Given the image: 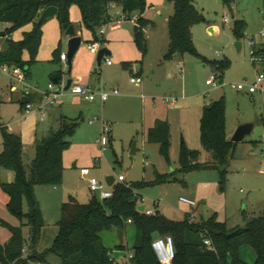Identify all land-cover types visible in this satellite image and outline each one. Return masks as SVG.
Here are the masks:
<instances>
[{
    "label": "rangeland",
    "instance_id": "1",
    "mask_svg": "<svg viewBox=\"0 0 264 264\" xmlns=\"http://www.w3.org/2000/svg\"><path fill=\"white\" fill-rule=\"evenodd\" d=\"M194 1L196 8L206 19L193 31L195 46L202 58H183L177 55L172 60H166L170 44L169 21L175 14L174 6L167 0H147L144 13H134L129 21L122 19L121 7L116 6L112 11L111 23L97 31L98 42H95L94 33L82 24L80 7L71 6L72 26L76 28L77 36L83 40L73 58L71 72L68 63L56 62L53 56L56 50L69 55L70 37L67 31L61 29L57 17L47 20L44 24V39L38 62L31 66V77H28L26 84L31 91H38L45 101L51 93L50 85L55 87V93L60 91V95L54 105L44 106L45 116L39 110V104H35L33 114L27 116L25 108L21 105L25 97L22 91L25 85L10 76L2 75L0 150H3L2 127L22 135L24 163L29 171L35 158L36 136L41 138L51 130L58 131L63 115L77 119L75 132L67 136L71 148L64 154V163L65 176L75 188L73 198L81 204L90 203L95 196L99 201H103L99 195L90 192L86 178L80 174L81 168L87 167L90 168L92 177L100 181L107 177L117 180L124 176L126 184L146 183L147 186L137 191L141 197L140 206L159 211L172 221H183L188 214L197 217L198 221L202 218L208 221L216 217L218 221L225 223L229 230H233L244 228L248 220L264 215V125L261 121L264 118V94L259 92L251 95L235 88L245 82L254 84L257 75L264 74V66L255 63V60L264 56H252V48L247 38L249 35L258 45L264 42L260 36L264 31V0H235L232 10L224 5L222 0ZM226 17L229 18L228 23L225 22ZM138 18L155 24L153 26L149 23L142 27L148 47L146 54L136 41L137 27L140 24ZM235 19L245 20L248 25L245 37L240 41L233 33ZM31 29L29 25L17 30L11 35V39L21 40L24 32ZM102 29L106 31L105 35H101ZM4 31L6 28L0 29V33ZM238 41L242 43L240 52L236 48ZM95 43L111 52L109 58L114 64L112 68H109L105 61L102 66L99 65L98 55L88 48L89 44ZM5 45L6 39H0V53ZM226 58L232 64L225 72L223 83H220L222 85L219 88L208 86L207 81L218 74V66ZM24 59L29 60L27 52ZM137 66L142 68L140 73L136 70ZM131 73L140 75L144 81L143 85L131 84ZM58 76L62 77L60 82H56ZM69 80H72L74 85L89 83L95 92L109 93L119 90L120 96L111 98L106 105H99L97 101H87L73 95L71 91H65ZM13 87L16 90H13ZM223 97L227 103L226 129L231 140L242 125L253 124L255 129L243 143L236 145L234 160L228 169L225 188L222 189L219 170L208 168L182 172L181 155L183 146L186 145L189 150L198 153L197 161L201 165L208 166L214 162L212 153L206 150L201 142L202 109H195L194 106L205 108ZM167 98H177L180 102L172 106L165 103ZM192 100L195 102L191 103ZM183 107L186 110L180 113L179 109ZM96 117L112 127L110 143L104 155L100 145L102 124H89ZM168 118L171 147L169 158H166L161 145L150 143L148 135L158 119ZM252 142H257L258 145L254 148ZM134 148L135 155L132 153ZM10 173H13V182L15 174L12 171ZM158 176H164L165 182L158 183ZM62 186L63 184L53 188L61 189ZM44 189L46 187L37 188V196L44 207L47 222L38 248L39 253L53 247L59 232L62 208V205H53L52 200L46 199L49 202L47 207L42 194ZM181 198L195 201L197 207L183 204ZM8 202V194L0 187L2 244L11 240L8 224L21 226L19 218L9 211ZM158 202L161 203L160 206L157 205ZM24 210H29L27 202ZM23 230L29 244L30 228L25 226ZM126 232L129 235L128 242L132 246L137 240V230L129 225ZM114 239L119 241L118 230L103 233L105 246L111 247ZM132 253L130 250V255ZM60 263L57 256L50 254L42 264Z\"/></svg>",
    "mask_w": 264,
    "mask_h": 264
},
{
    "label": "trees",
    "instance_id": "2",
    "mask_svg": "<svg viewBox=\"0 0 264 264\" xmlns=\"http://www.w3.org/2000/svg\"><path fill=\"white\" fill-rule=\"evenodd\" d=\"M174 6L175 14L169 21L170 44L166 60L177 55L183 58H202L194 42V28L206 21L194 0H167ZM235 0H222L232 10ZM78 5L82 13V24L91 30L98 42L97 31L111 23L112 11L121 7L124 21L147 8V0H0V24L7 26L6 45L0 53V67L21 68L30 76L31 66L38 62L41 51L44 24H39L43 12L49 7L59 9L58 20L61 29L68 31L72 26L70 8ZM140 22L136 41L146 54L148 47L142 27L153 22L138 18ZM32 25V30L25 32L22 40L11 39V35ZM247 22L235 19L233 33L240 41L245 37ZM238 41V42H239ZM29 60L24 59L25 53ZM262 55V51L258 52ZM62 52H54V60L60 61ZM104 61V60H103ZM232 62L225 59L218 66V78L223 82L226 70ZM217 66V65H216ZM141 72V71H140ZM139 72V73H140ZM62 80L58 76L57 82ZM21 101L23 108L28 103L36 102L35 96H27ZM227 103L223 97L206 106L201 118V142L212 153L214 162L208 166L198 163V153L183 146L181 155L182 172L189 173L208 168L219 170L222 177V189L225 188L230 164L235 156L236 145L227 137ZM77 120L63 117L58 131L35 143V158L28 171L24 163L23 138L2 127L3 151L0 152V168L12 171L15 180L2 183L0 187L8 194L9 211L19 218L21 226L9 225L11 240L7 244L0 242V264H42L47 255L53 254L60 259V264H116L112 254L117 250L129 251L126 244L115 249L107 248L102 239L104 232L114 230L126 233L128 226L137 230V240L132 248L131 264H159L152 244L155 239L171 236L174 239L176 259L174 264H245L240 252L243 247H250L257 256V264H264V215L251 219L246 227L229 230L225 223L213 217L210 220L195 221L187 215L183 221L169 220L159 211L154 216L141 213L139 189L146 183H116L114 197L99 201L95 196L88 204H81L71 198L62 205L59 232L53 247L39 253L43 230L46 227L44 215L36 190L38 187H58L64 182V154L70 150L71 143L67 136L73 134ZM148 141L161 145L162 153L169 158L171 147V127L167 120H158L149 131ZM164 176H158L157 182H165ZM25 202L28 212H25ZM132 221V224L129 222ZM30 228L28 244L23 228ZM210 240L213 249L205 245ZM27 251L25 256L24 251Z\"/></svg>",
    "mask_w": 264,
    "mask_h": 264
},
{
    "label": "built area",
    "instance_id": "3",
    "mask_svg": "<svg viewBox=\"0 0 264 264\" xmlns=\"http://www.w3.org/2000/svg\"><path fill=\"white\" fill-rule=\"evenodd\" d=\"M137 19V18H136ZM225 22H229V18H225ZM2 28V25L0 24V29ZM105 30H101V35H105ZM262 38H264V31L260 34ZM247 38L250 41V46L252 48L251 54L253 57L258 58V56H261L258 54V44L257 42L252 39L249 35ZM89 50L94 53V54H99L100 51L102 50L101 46L98 44H89L88 46ZM61 60L63 62H67L69 60V57L66 54L61 55ZM104 61L107 66H112L113 63L111 59L108 56H105ZM255 63L263 65L264 64V58L260 57L258 60H255ZM2 75H7L10 76L12 79L18 81L20 84L25 85L22 91L24 92L25 97L32 95V92L30 90V87L26 84L28 77L27 73L21 69V68H16V67H9V66H2L0 67V77ZM131 84L135 86H140L143 85V78L139 76H132L131 77ZM220 80L217 75L212 76L208 81L207 85L213 88H219L220 85ZM235 88L239 92H247L251 95H255L259 92L264 94V74H258L256 77V82L254 84H249L248 82L239 84L235 86ZM13 90H16L15 87H13ZM50 90L51 93L47 98V101L43 98L41 102L39 103V110L42 112V115H45L44 111V106L47 104H52L54 105L56 103V100L58 98V95H60V91H55V87L53 85H50ZM71 93L75 96H79L84 98L87 101L91 102H96L100 101L101 104H105L106 102L109 101L111 96H120L119 90H113L112 92H105V91H99L95 92L92 90V88L89 85H72L70 90ZM165 103L169 105H176L178 104V99L176 98H167L165 99ZM34 105L35 103H28L25 106L26 114L30 115L34 112ZM96 123H101L102 124V139L100 141L101 149H102V154L104 155V152L107 150L108 145L110 143V136L112 134V127L109 123L101 120L100 118H95L94 120H91L89 122L90 125H94ZM264 173V171H263ZM81 174L83 177L87 178L91 176V171L90 168H82L81 169ZM125 183L126 178L124 176H120L117 180L116 183ZM89 186H90V191L94 195H99L103 201L104 200H110L114 197V187H109L107 180H98L95 177H90L89 178ZM180 201L183 204L189 205L191 207H197V204L195 201L187 198H181ZM144 202V201H143ZM158 206L161 205L160 202L157 203ZM144 214L147 216H154L156 215L155 211L149 210L146 208ZM132 224V221L129 222ZM205 245L213 249V245L210 240L205 241ZM153 250L155 252V255L157 257V260L159 264H174V261L176 259V251H175V243L174 239L171 236H164V237H159L155 239V241L152 244ZM27 251H24L25 256L27 255ZM133 255H129V259H132Z\"/></svg>",
    "mask_w": 264,
    "mask_h": 264
},
{
    "label": "crops",
    "instance_id": "4",
    "mask_svg": "<svg viewBox=\"0 0 264 264\" xmlns=\"http://www.w3.org/2000/svg\"><path fill=\"white\" fill-rule=\"evenodd\" d=\"M119 7V6H118ZM122 10V9H121ZM31 27H32V25H30ZM248 26V25H247ZM2 28H6L7 29V26H5V25H2ZM33 28V27H32ZM32 30V29H31ZM30 30V31H31ZM194 31V30H193ZM4 32H6V31H4ZM29 32V31H28ZM25 33V32H24ZM24 35V34H23ZM261 36V35H260ZM262 38V37H261ZM1 39H3V38H1ZM6 39V38H5ZM43 39H44V37H43ZM263 40H264V38H262ZM22 40V39H21ZM18 41H20V40H18ZM42 45H43V42H42ZM41 49H42V47H41ZM258 50L259 51H262V55L261 56H264V42L262 43V45H258ZM57 51V50H56ZM40 54V53H39ZM62 54H63V52H62ZM112 55V54H111ZM110 55V56H111ZM53 56H54V53H53ZM109 57V56H108ZM60 63H68L69 64V60L67 61V62H63L62 60H61V57H60V61H59ZM104 62V61H103ZM103 62H102V64H103ZM102 64H99L100 66H102ZM114 66V64L112 65V66H108L109 68H112ZM261 66H264V64L263 65H261ZM128 69H130V67H127ZM142 70V68L139 70V72ZM138 72V73H139ZM96 73V72H95ZM132 76H135L133 73H131V77ZM139 77H141L140 75H138ZM29 77H31V72H30V76ZM56 82H57V79H56ZM143 83H144V81H143ZM223 83V82H222ZM87 85H89V83H87ZM135 86V85H134ZM99 88H101V87H99ZM99 92V91H98ZM110 92H112V91H110ZM32 96H35L36 98H37V100H36V102H34L35 104H39L40 102H41V100L43 99V96L38 92V91H36V90H34L33 92H32ZM118 96H111L110 97V99L111 98H117ZM109 99V100H110ZM177 99V98H176ZM23 100V99H22ZM180 101H179V99H178V103H179ZM195 101L194 100H192L191 101V103H194ZM96 103H98L99 105H100V101L98 100ZM107 104V102L105 103V105ZM198 107H200V109H202V113H203V110H204V107H202V106H199V105H195L194 106V108L195 109H197ZM186 109L183 107V108H181V109H179V112L180 113H182V112H184ZM33 114V113H32ZM32 114H30V115H27V116H31ZM45 116V115H44ZM64 116L62 115V118H63ZM170 117V116H169ZM62 118H61V120H62ZM65 118H67V117H65ZM68 119H71V120H77V119H72V118H68ZM158 120H160V119H158ZM157 120V121H158ZM171 120V119H170ZM42 121H44V117L42 118ZM156 121V122H157ZM167 121L169 122V118L167 119ZM262 124L264 125V118H262ZM59 122H60V120H59ZM83 122H85V119L83 118ZM155 122V123H156ZM95 125V124H94ZM94 125H91V126H94ZM246 125V124H245ZM153 128V127H152ZM151 128V129H152ZM150 129V130H151ZM255 129V128H254ZM52 132H56V131H54V130H51L47 135H44L43 137H41V138H39L38 136H36V140H35V143H36V141L37 140H41V139H43V138H45V137H47L50 133H52ZM14 133V132H13ZM15 134H17V133H15ZM18 135H20V134H18ZM235 135V134H234ZM21 137H22V135H20ZM227 137H228V139L230 140V141H232L231 140V138H230V136H229V134H228V131H227ZM23 138V137H22ZM23 142H24V140H23ZM256 145H258V143L257 142H252V146L255 148L256 147ZM3 151V150H2ZM1 150H0V152H2ZM234 160V159H233ZM233 160H232V162H233ZM231 162V163H232ZM73 166L76 168V163H74L73 164ZM64 167H65V163H64ZM84 168H87V167H84ZM82 169V168H81ZM81 174V173H80ZM264 174V173H263ZM82 175V174H81ZM12 176H13V173H12V175H11V173H10V171H5V170H3V169H1L0 168V184H2V183H12L11 181V179H12ZM90 177H92V174H91V176ZM90 177H87L86 178V180H85V182L89 185V178ZM85 178V177H84ZM15 180V179H14ZM14 182V181H13ZM89 189H90V186H89ZM74 191H75V188H74V186L73 185H71V182H70V180H69V178H67L66 176H65V171H64V182H63V186H62V188L60 189V188H53V187H46V189H44V191H43V196H44V201H45V203L47 204V207H49V202H47V200L46 199H48V200H52L53 201V205H54V203L55 204H59V205H63L64 203H66V202H69L70 200H71V198H73V195H72V193H74ZM91 192V191H90ZM36 194H38V192H37V190H36ZM41 195V194H40ZM94 195V194H93ZM38 197V196H37ZM74 199V198H73ZM38 200H39V198H38ZM39 203H40V205H41V209H42V212H43V215H44V219H45V211H44V207H43V205H42V202L39 200ZM262 205V204H261ZM51 206V205H50ZM62 207V206H61ZM258 208V207H257ZM262 208V206L260 207V208H258L259 210ZM262 211V210H261ZM194 213H196V209H194ZM264 213V212H263ZM263 215V214H262ZM194 217V220L195 221H198L197 220V217H195V216H193ZM202 220H204L203 218H202ZM248 220V219H247ZM246 220V221H247ZM250 220H248V222H249ZM45 222H46V220H45ZM248 224V223H247ZM46 225H47V222H46ZM132 226V225H131ZM137 234V233H136ZM136 237V235L133 237V238H135ZM102 239H103V234H102ZM124 239H125V243L124 244H126L128 247H129V251L127 252V256H126V258H124V259H120V260H117V262L119 263V264H131L130 263V260H129V255H130V250H132V248H133V246L135 245V244H133L132 246H130V242H128V239H129V235H128V232H126L125 234H124ZM119 245H121L120 244V241H117L116 239H114L113 240V242L111 243V247L110 246H106L107 248H110V249H112V248H116L117 246H119ZM115 251H117V249H115ZM118 251H121V250H118ZM240 256H241V260L245 263V264H257V256H256V254H255V252L250 248V247H243L242 249H241V252H240ZM117 263V264H118ZM232 264V263H231Z\"/></svg>",
    "mask_w": 264,
    "mask_h": 264
},
{
    "label": "water",
    "instance_id": "5",
    "mask_svg": "<svg viewBox=\"0 0 264 264\" xmlns=\"http://www.w3.org/2000/svg\"><path fill=\"white\" fill-rule=\"evenodd\" d=\"M59 15V9L57 7H49L47 8L40 20H39V24H42L43 22L51 19V18H55V17H58ZM137 30H138V27H137ZM67 35L70 37V41H69V48H70V52H69V65H70V72L72 71V61H73V58L75 57L76 53L78 52V50L80 49L81 45H82V38L81 37H78L77 36V32H76V28L74 26H71L69 28V30L67 31ZM7 37V33L6 32H1L0 33V39L1 38H6ZM236 48H237V51L240 52L241 49H242V43L241 42H237L236 43ZM111 55V52L107 49H102L100 51V53L98 54V63L99 64H102L105 56H110ZM141 69L140 66H137L136 70L137 72H139V70ZM73 85V81L72 80H69L67 82V85L65 87V91H69L71 86ZM27 97H24L23 98V101H27ZM254 128H255V125L253 124H246V125H242L238 128V130L236 131L233 139H232V142L235 143V144H239V143H243L246 138L248 136H250L253 131H254ZM133 155L136 154V148H134L133 150ZM107 180V183L109 185V187H114L115 184H116V179L114 177H107L106 178ZM141 213H144L145 210H146V206H140L139 209H138ZM124 232L122 231H118V239L120 241V244H124L125 243V239H124ZM113 258L116 259V260H120V259H124L126 258L127 256V252L125 251H114L113 254H112Z\"/></svg>",
    "mask_w": 264,
    "mask_h": 264
}]
</instances>
